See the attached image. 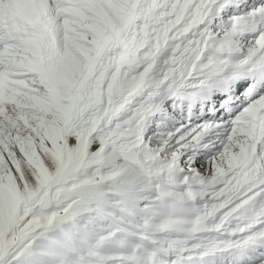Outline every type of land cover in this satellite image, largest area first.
I'll return each instance as SVG.
<instances>
[{
	"label": "snow or ice",
	"instance_id": "1",
	"mask_svg": "<svg viewBox=\"0 0 264 264\" xmlns=\"http://www.w3.org/2000/svg\"><path fill=\"white\" fill-rule=\"evenodd\" d=\"M0 264H264V0H0Z\"/></svg>",
	"mask_w": 264,
	"mask_h": 264
}]
</instances>
